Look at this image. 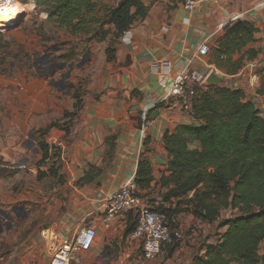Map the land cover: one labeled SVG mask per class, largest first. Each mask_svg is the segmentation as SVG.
Listing matches in <instances>:
<instances>
[{
	"label": "crops",
	"instance_id": "1",
	"mask_svg": "<svg viewBox=\"0 0 264 264\" xmlns=\"http://www.w3.org/2000/svg\"><path fill=\"white\" fill-rule=\"evenodd\" d=\"M141 3L148 8L146 16L115 40L113 60H106V45L98 59L93 58L90 63L97 73L93 94L85 99L87 104L74 121L70 143L66 147L57 144L63 147V174L67 184L72 185V195L63 219L50 229L57 232L59 242L70 239L85 226L93 227L97 233L91 249L76 253L70 264H170L178 250L191 254L190 247H181L169 259H164L161 252L156 257L158 263L151 262L154 259L145 260L141 242L134 240L131 233L125 234L134 217L116 218L105 226L99 202L128 179H135L138 162L143 159L150 166L153 181L148 190L138 194L154 209L162 204L167 206L162 200L166 190L157 184L163 175H168L163 136L175 133L179 126L193 124L194 120L172 99L163 106L157 104L182 70L199 73L212 70L209 56L200 62L195 54L203 43L211 53L229 22L247 21L257 29L254 42L243 52L258 51L256 71L264 74V0H198L194 12L186 11L178 0H141ZM227 78L229 89L242 91L246 101L260 106L264 112L263 99L254 94L257 86L251 87L246 71L242 69ZM29 118L30 115L25 123ZM7 132H11V127ZM112 137L114 147L110 157H106L107 141ZM191 147L198 148L199 144L193 143ZM94 168L102 172L92 182L74 185ZM173 226L180 230L185 227L179 220ZM3 261V264H51L49 243L42 236L29 237L17 253Z\"/></svg>",
	"mask_w": 264,
	"mask_h": 264
},
{
	"label": "trees",
	"instance_id": "2",
	"mask_svg": "<svg viewBox=\"0 0 264 264\" xmlns=\"http://www.w3.org/2000/svg\"><path fill=\"white\" fill-rule=\"evenodd\" d=\"M29 1L46 14L47 22L74 36H85L87 42L100 43L110 37L112 45L105 51L108 62L113 60L115 40L136 21L144 19L148 11L141 0H121L113 6L108 3L112 0H21L23 3ZM256 33L257 29L247 21L229 22L208 55L210 64L227 76L236 75L245 63L257 60L258 51L243 52L254 42ZM235 56L239 57L234 59ZM62 59L66 62L68 57ZM259 75L255 93L264 102V74ZM81 104L79 101L75 107ZM190 115L193 124L179 126L175 133L163 136L168 175H163L157 183L166 190L162 200L169 206L171 199L178 200V207L185 202L193 218L204 223L219 221L224 211L231 214L219 225L223 232L217 242L205 244L189 262L264 264V117L253 102L245 100L242 91L221 85L204 87L192 99ZM60 129L65 137L69 135L66 126ZM113 140L112 137L107 141L106 157H110L113 150ZM193 143H198L199 147L192 148ZM38 147L41 162L50 159V150L61 161L58 146L40 142ZM101 172L98 168L89 170L75 185L90 183ZM3 173L0 168V177ZM44 175L39 178L46 177ZM56 175L51 168L48 176ZM152 181L148 162L140 160L134 179L136 193L148 190ZM178 207L162 204L155 210L173 225V218L182 211ZM130 221L126 235L135 227V222ZM177 248L175 242L164 244L163 258H171Z\"/></svg>",
	"mask_w": 264,
	"mask_h": 264
},
{
	"label": "rangeland",
	"instance_id": "3",
	"mask_svg": "<svg viewBox=\"0 0 264 264\" xmlns=\"http://www.w3.org/2000/svg\"><path fill=\"white\" fill-rule=\"evenodd\" d=\"M14 3L25 8L21 17H19L21 11L17 10L9 12L7 18L0 19L3 22L0 23V76L5 80L26 79L30 76L41 81L40 74L44 73L45 66L39 61L46 55L51 59L55 58L58 62L71 64L72 70L68 80L64 81L66 87L51 89L53 97H57L62 92V99H56L53 103L54 107L58 106L62 111L57 113L47 109L44 116H37V112L29 108L30 118L23 133L19 131L22 124L16 126L9 123L8 117L16 103L7 94L9 92L14 93L15 96L23 94L27 96L25 102L31 100L35 103L30 90L26 88L27 83L20 85L19 80L14 92L7 90L8 88H0V168L4 170L0 177V264H3V260H8L11 254L17 253L25 240L29 237L41 236L43 230L50 229L66 214L72 195V185L67 184L63 174L62 149L72 140L70 133L74 121L78 119L80 108L82 110L87 104L85 99L93 94V84L96 81L94 75L97 73L90 63L93 58L98 59L106 45H112L110 37L100 43L87 42L85 36H74L68 30L56 28L52 23L47 22L46 14L37 9L32 1L23 3L21 0H14ZM108 3L111 6L115 5ZM15 33L24 36L26 46L17 42V36H10ZM64 56L68 57L66 62L62 59ZM78 65L80 67H77ZM211 71L227 78L214 66ZM255 73L260 76L262 72L258 69ZM42 79L47 86L50 82L49 76ZM221 86L228 87V81ZM32 91L37 92L38 88L33 87ZM15 101L18 102V99ZM79 101L83 105L77 108L75 105ZM256 107L264 116L261 107ZM48 108L52 107L48 105ZM66 115L70 117L67 119ZM54 125L56 127H52ZM65 126L69 131L67 137L60 129ZM9 127L11 132L8 133ZM30 131L32 138L27 136ZM40 142L51 147L62 143L63 147L58 146L61 150V161L54 156L53 150H50V159L41 162L42 156L38 151ZM51 168L57 172L56 177L48 176ZM42 174H46L44 175L46 177L40 179ZM60 177L63 178L62 181ZM177 203L178 200L171 199L170 206L175 209L178 207ZM170 206L167 204V207ZM178 208L182 211L173 218L174 222L179 220V224L185 227L180 230L172 225L173 229L177 228L175 230L182 234L181 241L175 243L178 248L190 247L193 252L186 254L178 250V255L170 264H185L205 244L217 242L219 234L223 232L219 225L231 214L229 211H224L219 221L209 224L194 220L185 202H182ZM6 216H10L11 219ZM151 262L158 263V260L155 258Z\"/></svg>",
	"mask_w": 264,
	"mask_h": 264
},
{
	"label": "built area",
	"instance_id": "4",
	"mask_svg": "<svg viewBox=\"0 0 264 264\" xmlns=\"http://www.w3.org/2000/svg\"><path fill=\"white\" fill-rule=\"evenodd\" d=\"M1 1L14 3V0ZM178 1L188 12H194L198 6V0ZM209 52V46L203 43L197 49L195 59L201 62L209 55ZM242 69L243 72L246 71L251 87L255 88L259 80V76L255 73L256 64L254 62L245 63ZM210 71L208 69L205 73H199L182 70L173 79L167 94L160 103L172 99L183 110H187L190 115L192 99L204 89V82ZM136 192L134 179H128L123 186L101 198L99 210L105 226L113 219L132 215L135 227L131 232V237L141 242L144 259L153 260L159 256L164 244L181 241L182 234L180 231L173 229L165 216L145 203L143 198ZM96 234L93 227L85 226L75 232L70 239L65 238L59 242V236L55 230L46 229L41 232L43 239L49 243L51 264H70L75 259L76 253L91 249Z\"/></svg>",
	"mask_w": 264,
	"mask_h": 264
},
{
	"label": "flooded vegetation",
	"instance_id": "5",
	"mask_svg": "<svg viewBox=\"0 0 264 264\" xmlns=\"http://www.w3.org/2000/svg\"><path fill=\"white\" fill-rule=\"evenodd\" d=\"M45 67H44V73L40 74V80L33 79L32 77H28L26 79H15L14 82L11 84L14 87H9L7 90L14 92L16 90V87L18 86V81L20 80V85H25L27 83V89L30 90L35 103H33L31 100L28 102H25V99L27 96L23 94H18L17 96L14 95V93L7 94V96L11 97V100H13L16 105L13 109H11V113L9 115V121L14 124V125H20L23 122L26 121L25 115L28 109H32V111L37 112V116H44L45 111L47 109L54 110L57 113H60L62 109H60L58 106L54 108H48V105L53 104L56 99H62V92L58 94L57 97H53L51 94V89L52 88H59V87H66L64 84V81H67L68 78L70 77V71L68 67H64L62 70L58 69V64L61 62H58L57 60L51 59L50 56L46 55L44 56L40 61ZM66 68L68 69L66 71ZM69 72V74H68ZM49 76V83L47 86L44 85L43 79L42 78H48ZM33 87H37L38 91L34 92L32 91ZM13 96V97H12ZM15 99H18V102L15 101ZM54 100V101H53ZM24 103V104H23ZM31 112V111H29Z\"/></svg>",
	"mask_w": 264,
	"mask_h": 264
},
{
	"label": "water",
	"instance_id": "6",
	"mask_svg": "<svg viewBox=\"0 0 264 264\" xmlns=\"http://www.w3.org/2000/svg\"><path fill=\"white\" fill-rule=\"evenodd\" d=\"M10 36L11 37L17 36V38L20 39V40L16 39L17 42H19L21 44H24V46H26L25 45V41H24V36L21 33L10 34ZM65 66L68 67L69 70L72 69V65L71 64L70 65H67L66 63H60V64H58L57 67H58V69L62 70ZM77 67H80V66L78 65ZM68 74H69V72H68ZM14 81H15V79L5 80L4 77L0 76V88L7 89L9 87H14L11 84ZM227 81H228V78L220 77V76L216 75L213 71H211L208 74L207 78L205 79L204 87H206V88L207 87H217V86H219L221 84L226 83ZM49 106L52 107V108H54L53 104H50ZM29 114L30 113L27 111L26 112V115H25V119H26V117ZM20 130H21V132H24L26 130V123L25 122H23L22 125L20 126ZM27 136H28V138H32V131H30ZM6 217L8 219H11L10 216H6ZM185 264H191V262H187Z\"/></svg>",
	"mask_w": 264,
	"mask_h": 264
},
{
	"label": "clouds",
	"instance_id": "7",
	"mask_svg": "<svg viewBox=\"0 0 264 264\" xmlns=\"http://www.w3.org/2000/svg\"><path fill=\"white\" fill-rule=\"evenodd\" d=\"M17 10L23 11L24 9L18 4L12 6L5 4L4 6L0 7V19L7 18L9 12H15Z\"/></svg>",
	"mask_w": 264,
	"mask_h": 264
},
{
	"label": "bare ground",
	"instance_id": "8",
	"mask_svg": "<svg viewBox=\"0 0 264 264\" xmlns=\"http://www.w3.org/2000/svg\"><path fill=\"white\" fill-rule=\"evenodd\" d=\"M5 4H7V5H9V6H12L13 4H17V3H6V2H2V1H0V7H2V6H4ZM25 7H23V9H24ZM21 14H20V16L19 17H21L22 16V14L24 13L23 11H21L20 12ZM2 20H0V23H3V22H1ZM1 26V25H0Z\"/></svg>",
	"mask_w": 264,
	"mask_h": 264
}]
</instances>
